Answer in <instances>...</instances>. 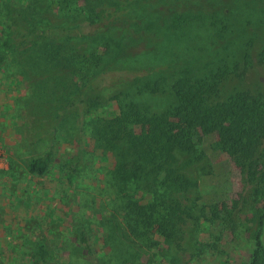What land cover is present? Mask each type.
Wrapping results in <instances>:
<instances>
[{
    "label": "rangeland",
    "instance_id": "obj_1",
    "mask_svg": "<svg viewBox=\"0 0 264 264\" xmlns=\"http://www.w3.org/2000/svg\"><path fill=\"white\" fill-rule=\"evenodd\" d=\"M116 1L120 0H39L34 24H29L26 10L33 8L32 0H0V51L10 32L17 37L33 26L71 30L70 37L61 39L66 53L87 57L93 65L106 59L105 44H111L119 65L98 78L103 84L102 105L86 120L115 112L108 96L128 90L129 71L148 75L160 68L171 79V73L189 64L203 71L224 59L231 67L237 62L239 72L245 68L241 76L231 75L225 89L263 87L264 65L257 54L264 46V0H140L147 8L135 5L132 15L117 10ZM92 8L104 9V16L94 23ZM177 14L183 15L181 25H188L185 32L165 36L157 31ZM149 19L158 22L155 30H147ZM17 59L18 53L11 52L0 67V264H31L30 251L40 240L52 252L53 264L249 262L258 216L264 214V143L255 154V175L213 149L211 138L203 141L202 150L179 157L181 171L194 183L175 193L181 207L199 215L204 202L223 201L231 223H195L186 217L170 242L157 237V244L150 247L136 238L125 239L115 213L116 191L108 183L113 156L95 151L92 139L81 136L75 115L61 118L69 133L57 135L65 133L59 129L50 145L52 129L46 122L51 117L31 109L34 86L19 76ZM133 100L150 112H161L173 96L166 90L136 94ZM47 153L52 157L47 171L31 173L29 160ZM81 229L88 245L79 240ZM261 234L264 241V223Z\"/></svg>",
    "mask_w": 264,
    "mask_h": 264
},
{
    "label": "trees",
    "instance_id": "obj_2",
    "mask_svg": "<svg viewBox=\"0 0 264 264\" xmlns=\"http://www.w3.org/2000/svg\"><path fill=\"white\" fill-rule=\"evenodd\" d=\"M32 1L29 4L34 5L33 8L26 10L25 19L29 24H34L39 6V0ZM138 2L140 0L113 3L123 15H132L135 5L139 9L147 8V4ZM91 11L90 15L96 19L92 21V18L90 23L104 16V9L92 8ZM183 19V15L177 14L167 24L158 26L157 31L165 36L169 32L176 35L179 30L185 32L188 25H181ZM148 23L147 30H155L158 22L149 19ZM68 33L71 34V30L66 32L65 28L53 26L28 27L17 37L10 32L2 41L0 67L5 66L9 53H18V74L34 86L31 109L51 117L46 122L52 129L50 145L59 129L65 133L57 135L69 133V126L61 118L65 120L75 115L81 136L92 139L95 151L113 156L108 183L116 191L115 213L122 222V237L142 240L151 247L157 244V237L163 242L176 239L177 224L186 217L193 218L195 223L198 220L231 223V213L223 201L210 205L204 202L199 215H191L181 207L175 193L194 183L181 171L179 157L202 150L203 141L211 138L213 149L225 152L234 165L247 168L250 175H255V154L264 143V80L263 87L255 91L236 86L225 89L231 75L241 76L245 68L239 72L237 62L231 67L224 59L216 67L203 71L189 64L171 73V79L162 75L160 68L148 75L129 71L128 90H117L108 96L115 112L109 116L93 115L86 120L92 110L102 105L99 87L103 84L98 78L106 71H115L118 58L109 43L105 44L102 55L106 59L98 65L90 64L87 57L67 54L61 39L70 37ZM257 56L258 62L264 65V46ZM247 58L249 55L244 59ZM170 65L173 62H169L168 67ZM166 90L171 92L173 102L161 112H150L143 103L133 100L136 94ZM50 159L49 153L34 156L28 162V170L42 175ZM263 217L262 213L258 216L259 229L246 264H264ZM79 240L88 245L83 229L79 231ZM53 261L54 256L43 240L30 251L31 264H53Z\"/></svg>",
    "mask_w": 264,
    "mask_h": 264
}]
</instances>
